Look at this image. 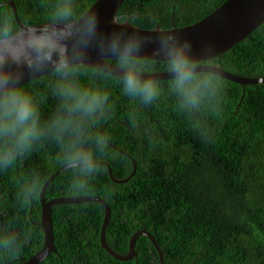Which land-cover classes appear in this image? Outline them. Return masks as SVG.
Returning <instances> with one entry per match:
<instances>
[{"label": "trees", "instance_id": "1", "mask_svg": "<svg viewBox=\"0 0 264 264\" xmlns=\"http://www.w3.org/2000/svg\"><path fill=\"white\" fill-rule=\"evenodd\" d=\"M9 1L0 0V13L14 16ZM13 1L25 25L44 23L54 2ZM96 1L75 0V5L77 10H89ZM226 1L125 0L118 16L141 28L170 29L201 20ZM117 59L109 61L120 66ZM142 60L155 61L157 72L168 71L166 61ZM205 63L241 76L264 77V23ZM86 68L85 79L111 96L99 128L109 137L102 161L110 164L117 179H125L134 169L128 153L137 161V170L130 180L119 183L101 164L100 171L88 178L86 190L78 191L73 185L79 177L65 169L48 186L46 198L106 199L112 213L107 242L123 255L129 252L131 237L147 229L164 251L166 264H264V83L243 86L219 76L220 103L190 114L177 109L168 91L172 79L160 81L164 93L157 103L143 106L123 95L120 78ZM50 77L48 73L26 83L37 93L49 94L46 112L57 103ZM60 150L56 141L46 142L11 172L0 174V233L15 231L26 238L16 257L0 253V264H23L42 249L41 198L25 203L17 190L34 171L47 177L46 183L64 166L58 164ZM105 214V206L96 201L53 207L58 253L42 264H162L145 235L138 238V256L132 260L119 261L104 250L100 233Z\"/></svg>", "mask_w": 264, "mask_h": 264}, {"label": "clouds", "instance_id": "2", "mask_svg": "<svg viewBox=\"0 0 264 264\" xmlns=\"http://www.w3.org/2000/svg\"><path fill=\"white\" fill-rule=\"evenodd\" d=\"M145 42L134 32L101 36L97 18L88 10H77L75 0H54L39 25L18 26L10 12L0 13V174H8L37 147L54 140L61 146L58 164L79 177L74 190H86L88 178L100 171L108 146L109 137L99 128L111 104L109 91L85 79L89 52L115 54L123 95L152 106L164 87L153 75L159 71L156 62L139 58ZM153 42L155 55L166 60L173 77L168 91L179 111L191 114L220 103V77L197 72L196 54L188 41L161 31ZM45 73L51 74L50 91L57 101L47 112L49 94L26 84ZM46 179L37 171L26 175L17 190L20 200L37 199ZM25 242L15 231L0 233V253L14 258Z\"/></svg>", "mask_w": 264, "mask_h": 264}, {"label": "water", "instance_id": "3", "mask_svg": "<svg viewBox=\"0 0 264 264\" xmlns=\"http://www.w3.org/2000/svg\"><path fill=\"white\" fill-rule=\"evenodd\" d=\"M124 1L125 0H97L88 11L97 18L99 34L101 36L110 35L114 31H124L127 33L134 32L143 37L146 42L141 50L140 59L166 61L163 57H157L155 55L157 45L153 41L161 31H167L175 33L180 39L188 41L191 44L192 50L196 54L194 58L197 61V72L215 74L243 86L264 83V77L241 76L223 69L222 67L205 63L211 58L232 49L264 23V0H227L203 19L186 26H174L170 29H164L160 25L155 26L153 29H147L134 25L129 19L120 21L118 12ZM8 5L12 8L19 26H26L19 17L15 1H9ZM209 50L211 51V55L207 52ZM112 58L118 57L111 53L101 54L97 49H92L89 52L86 66L120 78V66L110 62L109 59ZM46 74L48 73L40 74L37 77H34L33 80ZM153 75L159 81L173 79L169 71L156 72ZM29 82H31V80L26 81V83ZM117 150L125 153L118 147ZM126 154L133 161L134 170L130 176L125 179H117L108 162L102 161L101 163L108 167L110 177L115 182H126L136 173L137 161L130 154ZM65 169H67V167L64 165L47 180L42 188L40 195L42 205L41 226L45 233V242L42 249L29 260L24 261L23 264H42L52 253H58L53 231V207L62 204L81 203L84 201L100 202L106 208V214L100 233V244L101 247L111 256L119 261H128L136 258L138 256V250L136 249L137 240L142 235H145L152 241L155 248L159 251L162 264H166L164 260V251L160 248L155 237L147 229L140 230L131 237L129 252L126 255L116 252L108 244L106 236L112 213L111 206L106 199L99 196L82 195L61 196L48 200L46 198V190L48 186L59 175V173Z\"/></svg>", "mask_w": 264, "mask_h": 264}]
</instances>
